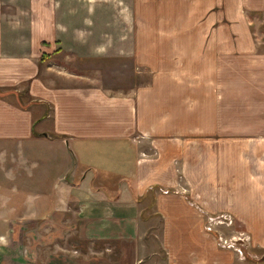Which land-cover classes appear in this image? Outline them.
Returning a JSON list of instances; mask_svg holds the SVG:
<instances>
[{
	"label": "crops",
	"instance_id": "crops-1",
	"mask_svg": "<svg viewBox=\"0 0 264 264\" xmlns=\"http://www.w3.org/2000/svg\"><path fill=\"white\" fill-rule=\"evenodd\" d=\"M69 1L0 0V200L22 201L0 230L58 217L86 239L58 235V264H264V0H165L182 16L159 32L147 0H118L119 34L112 0ZM123 57L150 79L103 84L96 59Z\"/></svg>",
	"mask_w": 264,
	"mask_h": 264
},
{
	"label": "rangeland",
	"instance_id": "rangeland-1",
	"mask_svg": "<svg viewBox=\"0 0 264 264\" xmlns=\"http://www.w3.org/2000/svg\"><path fill=\"white\" fill-rule=\"evenodd\" d=\"M120 1V0H119ZM146 0H144L145 2ZM69 5L73 6L74 8L81 5V1L79 0H70ZM147 4L149 5V10L151 8L157 9L158 13L160 12V15L162 17H165L164 21H161V23L158 21L157 25L154 27V30L149 27L150 23L148 24L147 28L148 30H153V32H159L161 30H167V22L168 18H170V15H173V18L182 16V9L176 8L173 4L170 2H167L165 0H147ZM107 6V5H106ZM123 6L118 3V0H112L109 7L107 6L104 8L103 12L99 15L101 17V20L104 21L105 28H108L110 32H113L115 34L122 33L123 31L128 30V25L124 23V16L125 12L122 8ZM147 9V11H148ZM154 11V10H153ZM82 12V10H81ZM162 13V14H161ZM169 16V17H168ZM148 18V17H146ZM159 18V16H158ZM264 13H254L253 19H263ZM252 30H256L254 21L252 22ZM256 26L259 27V30L264 31V23H258L256 22ZM146 28V27H145ZM150 28V29H149ZM178 28L183 31L184 27L182 24L178 25ZM152 32V31H149ZM148 32V33H149ZM96 67L100 68L101 71H98L96 75H100V81L107 85V86H121L123 84H128L131 81V77L133 78L135 76L136 71V77L138 80L142 82H147L150 79V72L147 69H142L140 73H137V69L133 68L132 66V60L130 57H123V58H111L107 61V59H96L95 61ZM140 74V76H137ZM6 146H2V149H0V196L4 195V193L7 191V189L12 187V181H9V176L7 175V153H6ZM34 155H39L42 158L44 157V148H35ZM50 162V160H48ZM50 173L49 176H54L56 172H58V168L56 169L53 166H50L47 169ZM40 170H37V173ZM38 179L37 176H33L32 180ZM23 180L20 181L23 183ZM15 184L19 182V179H16V181H13ZM13 188V187H12ZM11 188V189H12ZM22 190V188H20ZM8 202H16V203H22V201H7V200H0V213L4 215H0V229H5L7 226V220L9 217H6L8 214ZM17 209V208H16ZM22 212V211H21ZM222 222H225L223 224V231L216 232L218 235V238L221 239H230L232 235H239L237 232L233 233L231 232L230 228V218H224ZM55 221H40L39 219L32 218L30 221L20 222L19 224L24 226V231H16L14 233L8 232V231H1L0 230V240H5L4 243H8L6 241L9 239V245H11L10 249H3L0 253V259L2 260L0 264H58V235L61 236L59 240L63 242L64 244H72L73 246H76L79 244H85V238L81 239V237L76 234L71 233H62L58 232V217L53 218L52 220ZM217 217H214L212 221H216ZM221 220V219H219ZM40 221V222H39ZM220 222V221H218ZM228 222L229 224H226ZM56 223V224H54ZM221 226V224H218ZM18 227V226H17ZM21 227V226H19ZM156 231L160 230V221L157 220L156 224ZM213 229L215 226L212 227ZM217 229V228H215ZM13 234V236H12ZM235 236V237H236ZM238 239V238H235ZM67 242V243H66ZM238 240L236 241V243ZM232 247V246H231ZM10 251L13 255L11 257H5V254ZM11 259V262H7L6 260ZM4 262V263H3Z\"/></svg>",
	"mask_w": 264,
	"mask_h": 264
},
{
	"label": "built area",
	"instance_id": "built-area-1",
	"mask_svg": "<svg viewBox=\"0 0 264 264\" xmlns=\"http://www.w3.org/2000/svg\"><path fill=\"white\" fill-rule=\"evenodd\" d=\"M221 239H222V242H223L224 245L236 246L237 239H235V237H231L229 240L228 239H223V238H221ZM237 249H238V251L241 252V247L240 246H238Z\"/></svg>",
	"mask_w": 264,
	"mask_h": 264
}]
</instances>
